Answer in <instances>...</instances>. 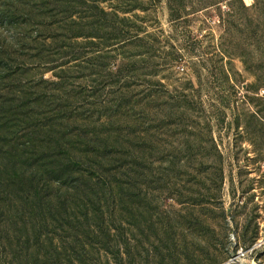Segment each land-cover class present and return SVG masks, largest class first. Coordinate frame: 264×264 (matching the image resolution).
Returning <instances> with one entry per match:
<instances>
[{
  "label": "rangeland",
  "instance_id": "obj_1",
  "mask_svg": "<svg viewBox=\"0 0 264 264\" xmlns=\"http://www.w3.org/2000/svg\"><path fill=\"white\" fill-rule=\"evenodd\" d=\"M5 1L22 4L0 0V207L30 196L12 186L17 172L63 177L52 196L81 180L119 181L123 219L87 223L120 230L118 245L101 238L113 244L110 263L264 264V122L251 120L261 107L243 98L254 79L240 59L218 60L229 39L223 0H186L180 23L170 0L156 1L121 36L88 3L74 25L54 0H27L15 17ZM218 65L237 80L234 95L218 85ZM47 208L48 219H73Z\"/></svg>",
  "mask_w": 264,
  "mask_h": 264
},
{
  "label": "trees",
  "instance_id": "obj_2",
  "mask_svg": "<svg viewBox=\"0 0 264 264\" xmlns=\"http://www.w3.org/2000/svg\"><path fill=\"white\" fill-rule=\"evenodd\" d=\"M21 1L20 9L13 1H10V4L5 1L3 7L11 11L13 17L18 16L23 13L24 6L28 4L27 0ZM54 1L56 9L62 7L63 13L74 25H79L78 21L83 22L84 19H79V15L73 10L80 6L81 2L85 5L88 3V8L99 11V16L93 17L98 18L101 27L110 28L121 36V32L129 33L141 28L136 27L137 21H133L140 18L135 15L136 11L146 13L149 11V4L160 0ZM185 2L186 0L169 1L170 17L173 23L184 20ZM48 4L42 1L38 6L45 8ZM104 4L108 6L105 7ZM218 11L220 13L218 18L224 24L225 33L229 37L228 43L222 45L223 52L218 54V60L224 63L227 57H238L245 71L254 79L252 84H246L242 89L246 93L244 99L261 107L251 117L253 123L257 125V121L264 122V100L257 97L258 92L264 89V0H252L250 4H247L245 0H223L218 3ZM143 23L144 21H141L140 24L143 25ZM119 36L115 35L113 39L124 38ZM86 38L103 39L97 35ZM105 45L108 44L105 43ZM47 62L50 63L51 59H47ZM224 68L223 65H218V85L234 95L239 88L237 80L224 76ZM231 81L234 84H231ZM238 118L236 117L237 120ZM247 134L258 136V131ZM9 176L10 174L6 180ZM11 178L13 187L28 190L30 196L25 199L24 206L20 205L21 208L10 196L0 207V264H113L109 259L110 247L113 244L111 241L103 243L101 238L107 232V238L118 239V245L120 230L115 228L114 234L111 229L100 230V234L92 232L91 226L87 223L95 219H123L122 182L114 181L105 184L104 179H87L90 186L86 187L85 180H81L74 188V193L68 197V195L57 196V193L54 196L51 195L55 190V183L57 182L59 187L63 177H58L56 181L54 176L39 179L36 173L26 175L25 172H17V175ZM47 207L54 208L55 212L59 210L71 212L73 219H48L52 212ZM38 212L44 219H33ZM125 254H128L129 259L134 257L131 249ZM96 255H99L98 257L105 255V263L99 261L97 263L94 260ZM120 255L122 256V253L119 251L118 256Z\"/></svg>",
  "mask_w": 264,
  "mask_h": 264
}]
</instances>
